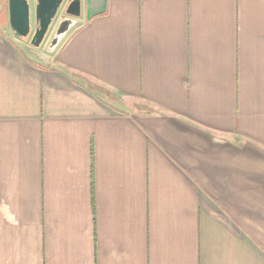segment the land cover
<instances>
[{"label":"crops","instance_id":"obj_1","mask_svg":"<svg viewBox=\"0 0 264 264\" xmlns=\"http://www.w3.org/2000/svg\"><path fill=\"white\" fill-rule=\"evenodd\" d=\"M79 1L0 33V264H264V0Z\"/></svg>","mask_w":264,"mask_h":264},{"label":"water","instance_id":"obj_2","mask_svg":"<svg viewBox=\"0 0 264 264\" xmlns=\"http://www.w3.org/2000/svg\"><path fill=\"white\" fill-rule=\"evenodd\" d=\"M63 0H35L34 5V31L31 33V9L28 0H8V23L11 31L19 38L30 36L29 43L33 48H39L44 41L53 23ZM65 14L71 18L80 16V1L72 0L65 9ZM63 21L55 33V38L50 43L52 49L58 37L64 35L71 23ZM70 21V20H69ZM71 22V21H70Z\"/></svg>","mask_w":264,"mask_h":264},{"label":"rangeland","instance_id":"obj_3","mask_svg":"<svg viewBox=\"0 0 264 264\" xmlns=\"http://www.w3.org/2000/svg\"><path fill=\"white\" fill-rule=\"evenodd\" d=\"M29 4H30V9H31V33L34 31L35 25H34V19H33V14H34V5H35V0H28ZM72 0H63V3L61 4L59 11H58V17H62L63 15H65V9L67 7V5L71 2ZM7 10H8V0H0V33L4 34V33H10V27H9V23L7 20ZM61 20H56L55 23L53 22L48 34L46 35L44 41L42 42L41 46L39 48H37L35 51L33 49L30 48L28 55L31 57V59H36L39 60L40 59V54L41 52H44L46 54H48V49H50V40L52 38V36L55 34V30L56 27L58 26V24L60 23ZM71 21V26L69 27L68 31L58 37L57 43L56 45L53 47L56 48L58 46H60L68 37V35L77 27L80 26V21L77 20L76 18H70ZM4 25V27H2ZM31 36V35H30ZM30 36L26 37V38H22L24 40V44L26 46H29L28 41L30 40ZM50 54V52H49ZM143 109H148L149 106H142Z\"/></svg>","mask_w":264,"mask_h":264},{"label":"flooded vegetation","instance_id":"obj_4","mask_svg":"<svg viewBox=\"0 0 264 264\" xmlns=\"http://www.w3.org/2000/svg\"><path fill=\"white\" fill-rule=\"evenodd\" d=\"M65 12V11H64ZM70 18L71 17H69L68 15H63L62 17H58V12H57V14H56V16H55V18L53 19V22L55 21V20H61L60 21V23L58 24V27L60 26V24L63 22V21H65V20H67L66 22H69V23H71L69 20H70ZM58 29V28H57ZM55 38V34L52 36V38H51V40H50V43L52 42V40Z\"/></svg>","mask_w":264,"mask_h":264}]
</instances>
